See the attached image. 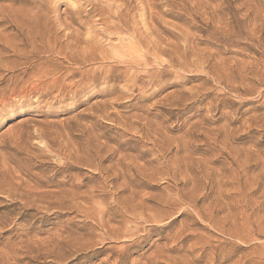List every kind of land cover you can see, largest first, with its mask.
<instances>
[{
    "label": "rangeland",
    "instance_id": "1",
    "mask_svg": "<svg viewBox=\"0 0 264 264\" xmlns=\"http://www.w3.org/2000/svg\"><path fill=\"white\" fill-rule=\"evenodd\" d=\"M0 264H264V0H0Z\"/></svg>",
    "mask_w": 264,
    "mask_h": 264
},
{
    "label": "bare ground",
    "instance_id": "2",
    "mask_svg": "<svg viewBox=\"0 0 264 264\" xmlns=\"http://www.w3.org/2000/svg\"><path fill=\"white\" fill-rule=\"evenodd\" d=\"M115 28H117V27H115ZM100 30V29H99ZM92 34V33H91ZM95 35V34H94ZM132 36V35H131ZM95 37V36H94ZM117 40V39H116ZM132 39L131 38H129L128 39V41H131ZM84 41V40H83ZM93 41V40H92ZM122 41H123V39L120 37L119 38V41H118V43H119V45L121 46V44L120 43H122ZM108 43V42H107ZM103 45V44H102ZM107 45V44H106ZM110 45V44H109ZM111 46H113V44H111ZM113 47H115V46H113ZM89 51V50H88ZM155 51V50H154ZM69 56V55H68ZM67 56V57H68ZM132 61V60H131ZM83 62V61H82ZM129 65V64H128ZM110 68V67H109ZM32 192V191H31Z\"/></svg>",
    "mask_w": 264,
    "mask_h": 264
}]
</instances>
